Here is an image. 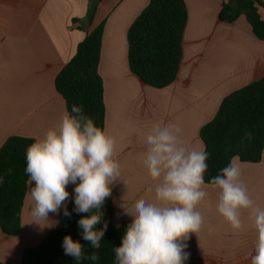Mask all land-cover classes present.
I'll return each mask as SVG.
<instances>
[{"label": "crops", "instance_id": "0c3cea01", "mask_svg": "<svg viewBox=\"0 0 264 264\" xmlns=\"http://www.w3.org/2000/svg\"><path fill=\"white\" fill-rule=\"evenodd\" d=\"M150 1L101 0L88 26V0H0V149L10 136L36 139L58 122L67 108L56 90V77L78 44L104 25L99 73L105 128L117 136L121 164L120 180L111 186L110 196L117 226L132 219L119 207L123 197L131 204L154 195L147 191L150 182L143 167L144 138L152 123L176 121L186 141L204 147L201 129L222 100L264 77V40L256 37L245 15L226 23L219 14L228 0H184L188 19L178 77L162 89L146 85L130 70L128 31ZM259 14L264 21V8ZM239 162L252 198L264 207V151L258 163ZM29 187L21 233L9 236L0 229V264H21L24 249L38 246L63 213V208L60 215L50 213L55 222L50 225L34 223ZM74 187L67 186V205ZM208 191L200 206L205 227L187 241L190 256L185 264H250L256 239L250 221L245 218L244 230L234 233L216 211L215 193Z\"/></svg>", "mask_w": 264, "mask_h": 264}, {"label": "clouds", "instance_id": "9594fccd", "mask_svg": "<svg viewBox=\"0 0 264 264\" xmlns=\"http://www.w3.org/2000/svg\"><path fill=\"white\" fill-rule=\"evenodd\" d=\"M143 167L149 179L150 198L129 203L123 197L119 207L131 217L122 243L114 247V264H185L191 234L205 227L200 206L216 195V211L234 233L245 228V218L256 233L250 264H264V207L251 196L243 180V168L233 157L208 184L209 153L186 141L183 129L173 120L153 122L145 138ZM117 136L98 126L81 106L65 109L58 122L37 137L26 150L29 177L30 215L36 224H52L49 214L69 217V184L74 187V211L86 213L78 220L82 238L93 249L101 247L108 228L101 211L112 188L121 177ZM0 176V183H3ZM209 233L212 229L209 228ZM64 254L74 261H97L99 253L85 256L84 245L71 235L63 238Z\"/></svg>", "mask_w": 264, "mask_h": 264}, {"label": "trees", "instance_id": "16d2710c", "mask_svg": "<svg viewBox=\"0 0 264 264\" xmlns=\"http://www.w3.org/2000/svg\"><path fill=\"white\" fill-rule=\"evenodd\" d=\"M101 0H88L85 22L92 24ZM264 0H228L219 14L222 22L233 23L245 15L257 38L264 40V21L259 14ZM188 12L184 0H151L128 31V61L131 72L143 83L162 89L178 77L183 58V37ZM78 21V20H73ZM83 21V20H82ZM104 25L82 40L73 57L56 77L55 87L66 108L81 106L86 115L105 128L104 82L99 73ZM204 149L209 153L205 183L219 174L233 157L242 162L258 163L264 151V77L233 91L221 102L214 118L200 132ZM35 139L10 136L0 149V229L9 236L21 233V213L28 191L26 150ZM74 198L67 205L71 214L62 213L55 228L36 247L23 251L21 264H114V247L120 246L126 226L113 223L114 205L107 198L101 211L108 228L101 247L93 249L82 238L78 220L86 213L74 211ZM71 235L84 245L85 256L99 253L97 261H74L64 254L63 238Z\"/></svg>", "mask_w": 264, "mask_h": 264}]
</instances>
